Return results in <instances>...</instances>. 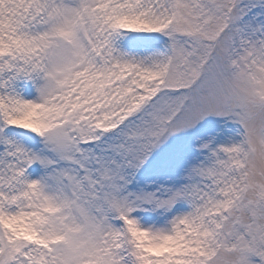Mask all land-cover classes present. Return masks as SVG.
Listing matches in <instances>:
<instances>
[{"label": "snow or ice", "instance_id": "6c2138e0", "mask_svg": "<svg viewBox=\"0 0 264 264\" xmlns=\"http://www.w3.org/2000/svg\"><path fill=\"white\" fill-rule=\"evenodd\" d=\"M0 264H264V0H0Z\"/></svg>", "mask_w": 264, "mask_h": 264}]
</instances>
